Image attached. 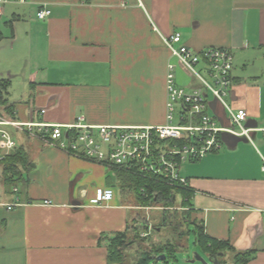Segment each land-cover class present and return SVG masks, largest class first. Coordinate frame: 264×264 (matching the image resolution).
Here are the masks:
<instances>
[{"label":"crops","instance_id":"1","mask_svg":"<svg viewBox=\"0 0 264 264\" xmlns=\"http://www.w3.org/2000/svg\"><path fill=\"white\" fill-rule=\"evenodd\" d=\"M46 6L50 13L38 19ZM181 34L193 50L221 47L233 65L226 102L246 111L248 137L224 134L223 147L181 162L193 191V216L205 233L264 264V0H25L0 9V80L10 116L67 124L165 123V74L197 81L177 63L163 37ZM207 112L229 126L210 95ZM4 105V106H5ZM0 110L2 106L0 104ZM17 133V132H16ZM18 134L33 166L16 184L19 205H0V264H106L104 236L123 231L136 207L120 193L112 167ZM97 187L113 197L90 204ZM10 192V191H9ZM8 192L0 194L10 203ZM12 193V191H11ZM207 264V263H206Z\"/></svg>","mask_w":264,"mask_h":264},{"label":"built area","instance_id":"2","mask_svg":"<svg viewBox=\"0 0 264 264\" xmlns=\"http://www.w3.org/2000/svg\"><path fill=\"white\" fill-rule=\"evenodd\" d=\"M23 1L0 0V9L3 4ZM49 13L50 10L42 6L37 10L36 17L44 19ZM163 40L170 55L197 81L196 86L187 90L176 82V64L167 63L164 124H90L85 122L83 115H78L72 123L55 124L37 119L36 116L42 114L44 109L36 110L35 117L27 121L0 113V165L4 157L17 147L16 140L8 130L12 128L17 133L39 138L68 154L108 167L133 168L142 173L161 175L170 182L186 185L187 180L178 174V165L220 150L224 144V134L248 137L247 130L242 127L247 113L242 108H231L226 102L233 65V56L228 49L206 47L193 50L181 43L179 32L163 37ZM207 95L223 106L229 126H219L207 112ZM11 191L15 193L16 187H12ZM112 197V188L97 187L89 202L101 205ZM0 205L11 209L19 205V201L17 198L10 203L0 201Z\"/></svg>","mask_w":264,"mask_h":264},{"label":"trees","instance_id":"3","mask_svg":"<svg viewBox=\"0 0 264 264\" xmlns=\"http://www.w3.org/2000/svg\"><path fill=\"white\" fill-rule=\"evenodd\" d=\"M8 85V80H0V113L10 115L12 106H6V100L3 99ZM0 166L2 185L12 188L21 181L24 172L28 171L33 163L24 148L17 146L4 157ZM112 169L116 173L118 188L123 196L141 208L160 206L163 210L162 220L166 225H169L168 219L176 218V213H179V222L174 228L182 230L172 239L148 246L146 241L156 228L142 225L135 212L130 216L123 231L102 238L107 251L106 264H125L127 252L132 250L133 246L136 247V258L130 264H175L176 252L185 247L179 241L191 230L194 234V244L206 255L210 264H246L254 256V250L238 251L227 240L213 238L205 233L202 221L192 214L193 191L188 183L183 185L170 182L161 175L142 173L133 168L127 170L112 166ZM144 221L143 219L142 222ZM143 245L147 247L141 249ZM161 255L164 256L163 259H159ZM228 255L230 259L227 258Z\"/></svg>","mask_w":264,"mask_h":264},{"label":"rangeland","instance_id":"4","mask_svg":"<svg viewBox=\"0 0 264 264\" xmlns=\"http://www.w3.org/2000/svg\"><path fill=\"white\" fill-rule=\"evenodd\" d=\"M8 130L12 134L14 139L17 140L18 134L14 130H12V128H8ZM17 190L18 189L16 188L15 193L13 192L11 193V187L2 185L1 180H0V194H2L3 191L8 192L7 194L10 196L9 197L10 200L16 199V196L18 195V193L16 194ZM135 207H136V217L139 218L138 220L140 221V223H142V225L147 224V225H150L156 228L155 230L151 232V234L149 235V238L146 241V245L148 246H150L151 244L159 243V242H165L168 239H172L176 236L178 231L182 230L181 228L179 230L174 228L175 224L179 222V217H178L179 213H176V218H172L171 216H169L171 217L170 219H168L169 225H166L164 221L162 220L163 210H161L162 208L160 206H150L146 208H141L138 206H135ZM143 219L145 220L144 222H142ZM139 228L141 229V227ZM191 228L192 227H189V229ZM179 242L182 245L184 244L185 247L184 249L178 250L176 252L177 261H175V264H206V263L210 264L206 255L201 253L199 249L196 247V245L194 244V234L192 230L185 238L183 237L182 239H180ZM146 245H143L141 249H145V247H147ZM131 249L132 250H129L127 252L128 255H127L125 264H130L131 261H133L136 258L135 253H134V251L136 250V247L133 246V248ZM227 258L230 259V255H228Z\"/></svg>","mask_w":264,"mask_h":264},{"label":"water","instance_id":"5","mask_svg":"<svg viewBox=\"0 0 264 264\" xmlns=\"http://www.w3.org/2000/svg\"><path fill=\"white\" fill-rule=\"evenodd\" d=\"M163 257H164V256H163V255H161V256L159 257V259H163ZM205 263H206V262H205Z\"/></svg>","mask_w":264,"mask_h":264}]
</instances>
